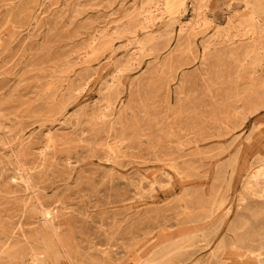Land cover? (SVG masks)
Wrapping results in <instances>:
<instances>
[{
    "label": "rangeland",
    "instance_id": "1",
    "mask_svg": "<svg viewBox=\"0 0 264 264\" xmlns=\"http://www.w3.org/2000/svg\"><path fill=\"white\" fill-rule=\"evenodd\" d=\"M259 168L264 0H0V264H214Z\"/></svg>",
    "mask_w": 264,
    "mask_h": 264
},
{
    "label": "bare ground",
    "instance_id": "2",
    "mask_svg": "<svg viewBox=\"0 0 264 264\" xmlns=\"http://www.w3.org/2000/svg\"><path fill=\"white\" fill-rule=\"evenodd\" d=\"M172 0H167V5H170V2ZM164 2V1H163ZM185 2V1H184ZM241 3V2H240ZM181 4V3H180ZM177 6V5H176ZM246 6V5H245ZM248 6V5H247ZM185 7V6H184ZM245 17V16H244ZM248 26V25H247ZM249 30V29H248ZM251 31V30H250ZM253 31V30H252ZM104 34V33H102ZM137 34V33H136ZM98 35V34H97ZM101 35V33H100ZM229 36V35H228ZM104 37V36H103ZM148 37V36H147ZM101 38V37H100ZM151 39V38H150ZM112 40V38H111ZM96 41V40H95ZM140 42V41H139ZM145 42V41H144ZM148 42V41H147ZM95 43V42H94ZM142 43V42H141ZM144 44V43H143ZM159 44V43H158ZM94 45V44H93ZM148 45V44H147ZM141 46V45H140ZM149 50V49H148ZM94 55V54H93ZM127 71V70H126ZM117 74V73H116ZM123 75V74H122ZM112 80V79H111ZM261 81V80H260ZM82 83V82H81ZM116 83V82H115ZM83 84V83H82ZM111 89V88H110ZM77 90V89H76ZM112 95V94H111ZM119 98V97H118ZM107 107V106H106ZM120 115V114H119ZM244 115V114H243ZM236 116V115H235ZM241 117V116H240ZM115 134V133H114ZM117 153V152H116ZM104 155V154H103ZM112 157V156H111ZM108 161V160H107ZM229 165V164H228ZM227 165V166H228ZM233 168V167H232ZM250 173V172H249ZM250 177H248L246 179V184L250 186V193H252L253 195L256 196V192H260L258 189L259 186V182L263 179L264 180V168L257 170V171H253L252 173H250ZM225 177V176H224ZM261 183V182H260ZM262 185V184H261ZM262 187V186H261ZM243 189V188H242ZM257 190V191H256ZM261 190V189H260ZM243 192V190H242ZM264 193V192H263ZM244 194V193H243ZM246 194V193H245ZM261 194V193H259ZM264 195V194H263ZM245 196V195H244ZM248 196V195H247ZM250 196V195H249ZM259 197V195L257 196ZM245 198V197H244ZM249 198V197H248ZM251 198V197H250ZM249 198V199H250ZM243 200V198H241ZM246 199V198H245ZM244 199V200H245ZM260 199V198H259ZM258 199V200H259ZM241 200V202H242ZM247 200V199H246ZM249 203L250 200H247ZM255 201V200H254ZM246 203V204H247ZM256 203V201H255ZM263 203V202H262ZM244 204V203H242ZM253 204V203H250ZM257 204V203H256ZM214 205V204H213ZM259 205V204H258ZM261 205V204H260ZM240 206V205H239ZM253 207V205H250ZM249 206V207H250ZM222 207V206H221ZM246 207V206H245ZM257 207V206H255ZM264 207V206H261ZM238 208V207H237ZM242 209V208H241ZM246 209V208H245ZM205 210V209H204ZM212 210V209H211ZM232 210V209H231ZM217 211V209H216ZM234 211V210H233ZM238 211V210H237ZM241 210H239L240 212ZM52 212V211H51ZM219 212V210H218ZM217 212V213H218ZM243 212V211H242ZM245 212V210H244ZM248 212V211H247ZM245 212V213H247ZM49 213V212H48ZM226 213V212H225ZM236 213V212H235ZM212 214V213H211ZM209 214V215H211ZM229 214V212H228ZM231 214V213H230ZM233 214V213H232ZM46 216V215H45ZM224 216V215H223ZM227 216V214H226ZM234 216V215H233ZM248 216V215H247ZM245 216H240V220L239 221H235L236 223L233 224V226H229V230L234 234V238H228L229 241L226 242L222 245V249L226 250L227 252H225L222 256L223 258L220 260H217L216 263L214 264H235L232 260L231 257L236 253L237 255L241 256V264H264V222L258 223L259 222V218L260 217H264V208H255L253 209L250 213L249 216L247 217ZM203 217V216H202ZM210 217V216H209ZM54 218V217H53ZM212 219V217H211ZM225 219V218H224ZM239 219V218H236ZM262 219V218H261ZM52 220V219H51ZM258 220V221H257ZM205 221V220H204ZM223 221V220H222ZM254 221H257V223H253ZM264 221V220H262ZM201 222V221H200ZM202 224V223H201ZM203 225V224H202ZM232 225V224H231ZM220 226V225H219ZM214 227V226H213ZM206 228V227H205ZM212 228V227H211ZM216 231V228H214ZM207 231V230H206ZM219 231V230H218ZM217 231V232H218ZM44 233V232H43ZM200 234H202L201 232H199ZM204 233V232H203ZM206 233V232H205ZM212 233V232H211ZM214 233V232H213ZM229 233V231H228ZM40 234V233H39ZM198 234V233H197ZM216 234V233H215ZM193 235V234H192ZM209 235V234H208ZM206 236V235H205ZM195 237V236H194ZM215 237V236H214ZM213 237V239H214ZM229 237V236H228ZM184 238V237H183ZM207 238V237H206ZM218 238V237H217ZM181 239V238H179ZM186 239V237H185ZM184 239V240H185ZM202 239V238H201ZM204 239V237H203ZM212 239V240H213ZM182 240V239H181ZM182 240V241H184ZM190 240V239H189ZM192 240V239H191ZM208 240V239H207ZM210 240V241H212ZM217 240V239H216ZM194 241V240H193ZM192 242V241H191ZM195 242V241H194ZM206 242V239H205ZM189 244V243H188ZM219 244V243H218ZM216 244V245H218ZM190 245V244H189ZM207 245V243H206ZM209 245V244H208ZM208 247V246H207ZM214 247V246H213ZM32 250V249H31ZM218 251V250H217ZM162 252V251H161ZM34 253V252H33ZM155 253V252H153ZM152 253V254H153ZM218 253V252H217ZM220 253V252H219ZM131 254V253H130ZM162 254V253H161ZM157 255V254H156ZM182 255V254H181ZM221 255V254H220ZM151 256V255H150ZM219 256V255H218ZM39 257V256H38ZM52 257V256H51ZM154 257V256H153ZM158 257V256H157ZM183 257V256H182ZM211 257V255H210ZM209 257V258H210ZM32 258V257H31ZM155 258V257H154ZM154 258L152 260H154ZM213 258V257H212ZM219 258V257H217ZM33 259V258H32ZM37 259V258H35ZM34 259V260H35ZM130 260V259H129ZM147 260V259H146ZM145 260V261H146ZM179 259H177L178 261ZM182 261V260H181ZM207 261V260H206ZM214 261H216L214 259ZM231 261V262H228ZM133 262V261H132ZM147 262V261H146ZM160 262V261H159ZM157 263V262H156ZM162 263V262H161ZM181 263V262H180ZM210 263V262H209ZM47 264V263H46ZM154 264V263H153ZM158 264V263H157ZM163 264V263H162ZM168 264V263H167Z\"/></svg>",
    "mask_w": 264,
    "mask_h": 264
}]
</instances>
